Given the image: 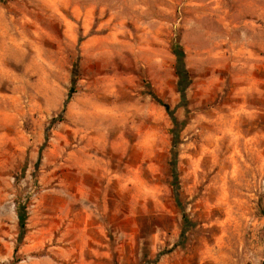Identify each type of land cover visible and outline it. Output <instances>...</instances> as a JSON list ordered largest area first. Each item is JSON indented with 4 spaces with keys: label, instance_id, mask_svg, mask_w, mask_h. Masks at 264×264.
<instances>
[{
    "label": "rangeland",
    "instance_id": "rangeland-1",
    "mask_svg": "<svg viewBox=\"0 0 264 264\" xmlns=\"http://www.w3.org/2000/svg\"><path fill=\"white\" fill-rule=\"evenodd\" d=\"M263 210L264 0H0V264H264Z\"/></svg>",
    "mask_w": 264,
    "mask_h": 264
},
{
    "label": "trees",
    "instance_id": "trees-1",
    "mask_svg": "<svg viewBox=\"0 0 264 264\" xmlns=\"http://www.w3.org/2000/svg\"><path fill=\"white\" fill-rule=\"evenodd\" d=\"M179 52L181 54H183V49L180 47ZM181 64H183V59L181 58ZM159 100V99H158ZM166 108H169L168 105H165ZM263 215H264V210L262 211ZM18 218H19V228L21 230V233H24L26 231V220H27V213L25 211V209L19 208L18 210ZM16 252L18 251V247L15 250ZM18 262L17 259H14L13 262L11 264H16Z\"/></svg>",
    "mask_w": 264,
    "mask_h": 264
}]
</instances>
